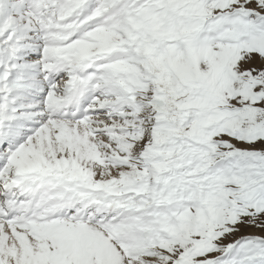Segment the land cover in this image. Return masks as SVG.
Returning a JSON list of instances; mask_svg holds the SVG:
<instances>
[{
	"label": "snow or ice",
	"instance_id": "6c2138e0",
	"mask_svg": "<svg viewBox=\"0 0 264 264\" xmlns=\"http://www.w3.org/2000/svg\"><path fill=\"white\" fill-rule=\"evenodd\" d=\"M0 264H264V0H0Z\"/></svg>",
	"mask_w": 264,
	"mask_h": 264
}]
</instances>
